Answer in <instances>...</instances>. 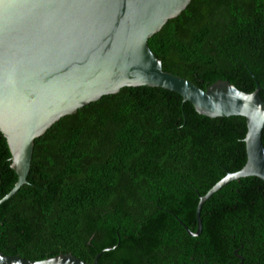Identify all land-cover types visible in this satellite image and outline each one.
Segmentation results:
<instances>
[{"label":"trees","instance_id":"1","mask_svg":"<svg viewBox=\"0 0 264 264\" xmlns=\"http://www.w3.org/2000/svg\"><path fill=\"white\" fill-rule=\"evenodd\" d=\"M162 70L201 90L258 86L264 101V0H192L148 40ZM245 122L210 119L171 92L123 88L56 122L34 141L27 184L0 205V254L97 264H264V183L233 181ZM264 149V129L262 132ZM0 134V200L16 183Z\"/></svg>","mask_w":264,"mask_h":264},{"label":"water","instance_id":"2","mask_svg":"<svg viewBox=\"0 0 264 264\" xmlns=\"http://www.w3.org/2000/svg\"><path fill=\"white\" fill-rule=\"evenodd\" d=\"M192 0H0V134L16 175L0 205L27 184L34 141L56 122L123 88H158L179 96L210 119L239 117L246 126V161L200 197L195 210L233 181L264 183V101L257 86L244 93L227 81L201 90L162 70L148 40L177 18ZM71 254L41 261L0 254V264H97ZM242 264V258L236 255Z\"/></svg>","mask_w":264,"mask_h":264}]
</instances>
